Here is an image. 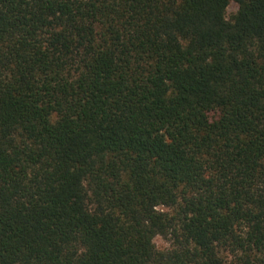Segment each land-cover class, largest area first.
Segmentation results:
<instances>
[{"label": "trees", "instance_id": "1", "mask_svg": "<svg viewBox=\"0 0 264 264\" xmlns=\"http://www.w3.org/2000/svg\"><path fill=\"white\" fill-rule=\"evenodd\" d=\"M0 264H264V0H0Z\"/></svg>", "mask_w": 264, "mask_h": 264}, {"label": "rangeland", "instance_id": "2", "mask_svg": "<svg viewBox=\"0 0 264 264\" xmlns=\"http://www.w3.org/2000/svg\"><path fill=\"white\" fill-rule=\"evenodd\" d=\"M237 10H238V4L236 2H232L228 7L227 17L231 18L237 12ZM155 242L157 247L160 249L169 246V242H167V240L162 236H157V238H155Z\"/></svg>", "mask_w": 264, "mask_h": 264}]
</instances>
